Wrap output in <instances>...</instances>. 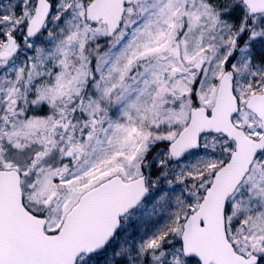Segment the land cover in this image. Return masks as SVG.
<instances>
[{
  "label": "snow or ice",
  "instance_id": "snow-or-ice-1",
  "mask_svg": "<svg viewBox=\"0 0 264 264\" xmlns=\"http://www.w3.org/2000/svg\"><path fill=\"white\" fill-rule=\"evenodd\" d=\"M0 264H264V0H0Z\"/></svg>",
  "mask_w": 264,
  "mask_h": 264
}]
</instances>
